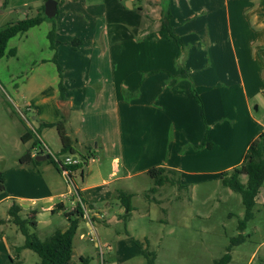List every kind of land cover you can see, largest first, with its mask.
<instances>
[{"label":"crops","instance_id":"obj_1","mask_svg":"<svg viewBox=\"0 0 264 264\" xmlns=\"http://www.w3.org/2000/svg\"><path fill=\"white\" fill-rule=\"evenodd\" d=\"M56 1L57 40L62 34L59 18L67 19L81 1ZM34 2L37 14L44 4ZM80 6L99 10L89 12V17L73 13L87 24L79 36L81 43L76 48L68 45L78 33L68 28L63 33L66 45L57 43L52 50L62 69L61 79L53 55L40 60L41 65L53 67L50 79L41 74L44 88L37 94L42 95L44 107L32 102L27 108L35 110L32 119L39 129L55 128L42 124L63 119L76 155L89 157L85 165L93 162L88 175L80 173L81 184L74 182L93 209V222H127L133 210L126 215L117 201V211L109 212L108 197L117 190L133 197V188L120 182L148 176L150 167L172 169L187 187L188 179L218 178L241 163L250 140L264 131V121L251 105V99L257 101L264 116V0H101ZM163 13L170 14L181 49L167 33H159ZM182 67L188 78L179 76ZM44 133L38 135L39 142L49 149ZM140 139H145V146ZM201 143L204 146L196 148ZM43 161L30 164L37 175L31 177L34 181L20 183L21 189L37 194H15L17 201L12 203L21 207L20 213L29 208L25 215L33 216L36 225L35 205L41 203V211L65 216L66 223L54 228L64 230L66 213L74 210L76 202L56 167L42 165ZM107 161L110 167L103 173L101 165ZM119 168L123 176H118ZM98 198L105 201L102 209L92 203ZM23 201L28 203L21 205ZM52 222L47 218L46 224Z\"/></svg>","mask_w":264,"mask_h":264},{"label":"rangeland","instance_id":"obj_2","mask_svg":"<svg viewBox=\"0 0 264 264\" xmlns=\"http://www.w3.org/2000/svg\"><path fill=\"white\" fill-rule=\"evenodd\" d=\"M45 1L39 0L41 4ZM79 1L81 4H78V9H71L72 14H69L67 19L59 18L62 34L57 35L55 46L57 43L66 45V36L63 33L68 28H74L78 32L72 39H79L87 24L83 16L73 13H87L89 17V12L93 14L98 12L99 8H89L87 11L80 5L87 7L101 0ZM33 4L34 0H8L4 5L3 0H0V27L7 22L35 16L38 9L34 11ZM54 21L57 23V17H54ZM48 23L49 21L45 20L28 32L18 33L10 38L7 50L15 48V54H5L0 58V172H3L5 177L4 189L0 190V264H11L10 257L14 258V262L20 261L21 264L40 263L39 256L32 250L17 249L23 245L24 236L16 225L8 220L7 210L13 200L17 201L14 199L15 194L24 197L37 194L33 189L20 188L22 180L26 181L37 175L32 165L20 164L19 159L28 150L34 153L37 145L42 144L32 147V141L23 142L20 136L25 128H30L38 141L41 130L45 131L44 140L54 155H59L61 149L56 129H39L36 120L32 119L35 110L32 108L29 111L27 108L32 106V102L44 107L41 102L42 95L37 92L44 88L40 87L41 74L45 73L50 79L53 68L51 64H40L42 58L54 55L47 47L45 30ZM72 39H69V42ZM55 59L57 61V53ZM28 80L30 82L25 87ZM33 86L39 87V90L32 88ZM251 105L254 113L264 121L263 110L257 109V101L251 99ZM144 130L145 128H142L143 132ZM140 142L142 147L145 146V139H140ZM34 155L36 153L33 157ZM48 164H52L49 159L42 162V165ZM89 165H93V162L72 173L77 186L81 184V170L84 175H88ZM101 166V172L106 173L110 163L107 161ZM124 174L119 168L118 176ZM178 180L180 183V179ZM188 180L191 183L187 187L164 184L155 192L150 191L153 180L147 175L121 181L120 186H129L136 192L131 199V217L125 223L94 221L93 228L87 221L81 220L73 238L70 264H145L140 248L133 238L156 253L155 264H214V260L221 258L226 252V247L233 237L237 239L232 245L231 259L227 264H264V183L252 208V218L240 229L238 225L244 216V206L238 192L223 186L214 175ZM242 180L245 181L244 176ZM63 185L66 187V183ZM99 197L102 198V195ZM74 198L76 201V195ZM108 198L107 201L112 202V205L107 206L108 211L116 212L118 200L113 194ZM27 203L23 201L20 204ZM92 203L99 209L106 205L104 199L99 198ZM35 206L39 224L30 228V231L38 238H45L54 228L66 223L64 215H51L50 212L41 211L39 202ZM28 210L29 208H26L25 211ZM25 211L21 212L22 216H26ZM47 218L53 221V225L46 224Z\"/></svg>","mask_w":264,"mask_h":264},{"label":"trees","instance_id":"obj_3","mask_svg":"<svg viewBox=\"0 0 264 264\" xmlns=\"http://www.w3.org/2000/svg\"><path fill=\"white\" fill-rule=\"evenodd\" d=\"M8 0H3V4L6 5ZM44 5L40 7L39 12L32 17H26L23 19L7 22L4 26L0 27V58L7 55H14L15 48H10L6 50L7 43L10 38L15 36L18 33H24L30 28L39 25L41 22L48 20L52 22L51 29L47 32L48 47L51 50H55L56 43V24L54 17L49 19L43 13ZM170 14L163 13L162 15V24L159 30L160 34L167 33V35L174 39L178 47L182 48V42L180 38L173 32L170 22ZM81 41L79 39L71 40L68 44L72 48H76ZM56 53H54L52 60L57 65L58 73L61 79V66L57 64ZM180 77L188 78L184 68H181ZM60 89L63 90L61 80L59 82ZM191 92L198 102L201 105L200 98L196 91L191 88ZM47 127H55L57 134L61 142V149L59 151L58 157H63L64 155L71 154L74 155L77 152L72 148V140L67 135L63 119L54 123L42 124ZM23 142L32 141V147L40 142L34 136L30 128H25V131L20 136ZM205 143L197 145L196 148L204 146ZM207 146H210V143H206ZM41 154V153H38ZM35 156V155H34ZM81 156V155H79ZM81 161L74 165L71 168L74 171H77L85 165L89 157H80ZM49 161L56 167L58 172V163L53 160L50 156ZM20 164H36L37 160L31 155L30 150L26 151L21 158L19 159ZM83 171L81 170L80 173ZM148 176L153 180V186L150 188L151 192L158 190L160 186L164 184L176 185L179 187L181 185L178 179H175V173L172 169H167L162 166H153L147 170ZM173 176V177H172ZM245 177V181L242 180V177ZM219 180L221 184L225 187L230 188L231 190L238 192L241 196V201L244 206V216L239 221V228L243 229L245 223L250 220L253 216L252 208L255 203V199L260 192V189L264 183V131L259 132L247 145L246 151L244 153L243 159L238 166L233 167L228 171H223L219 174ZM5 177L3 172H0V190L4 189ZM78 195L80 193L77 191ZM81 197V196H80ZM132 194L124 190H117L114 194L116 198L125 208L126 215L132 210L131 205ZM81 200L84 201L81 197ZM85 202V201H84ZM87 203V202H86ZM88 204V203H87ZM89 205V204H88ZM90 206V205H89ZM21 207L18 204L12 203L7 212L10 217V220L13 224L16 225L20 233L24 236V243L20 248H28L35 252L39 258V264H70L72 251H73V237L78 228L79 222L82 219V211L78 203L76 204L72 212L66 213L68 226L66 229H55L51 234L46 236L43 239L38 238L34 232L30 231V228L36 227V221L33 216H22ZM236 237L231 239V243L226 247V252L222 255L221 258L214 260V264H227L230 259V250L232 245L236 241ZM134 242L138 244L140 248V254L145 259V264H155L156 253L152 250H149L147 247L142 246L140 241L134 239ZM11 264H21L20 261L14 262L13 258H10Z\"/></svg>","mask_w":264,"mask_h":264},{"label":"built area","instance_id":"obj_4","mask_svg":"<svg viewBox=\"0 0 264 264\" xmlns=\"http://www.w3.org/2000/svg\"><path fill=\"white\" fill-rule=\"evenodd\" d=\"M34 153H44L51 156L55 162L58 163V168L60 170V175L64 178L65 183L68 187V190L72 195H76V201L74 198V201L76 204L80 206V209L82 211V220H85L90 224V226L93 228V220H92V208L84 201L81 200V197L77 193V188L75 186L74 180H73V175L75 171L71 168L74 165L78 164L81 159L79 155H71L67 154L64 155L63 157H58L54 155L43 143L37 145V148L35 149Z\"/></svg>","mask_w":264,"mask_h":264},{"label":"water","instance_id":"obj_5","mask_svg":"<svg viewBox=\"0 0 264 264\" xmlns=\"http://www.w3.org/2000/svg\"><path fill=\"white\" fill-rule=\"evenodd\" d=\"M126 6H128L127 3H125ZM57 1L56 0H46L45 3H44V9H43V13L44 15L51 19L53 17L56 16V13H57ZM130 6V5H129ZM34 159L37 160V161H41V160H46V159H49V155L47 154H38V155H35L34 156Z\"/></svg>","mask_w":264,"mask_h":264},{"label":"bare ground","instance_id":"obj_6","mask_svg":"<svg viewBox=\"0 0 264 264\" xmlns=\"http://www.w3.org/2000/svg\"><path fill=\"white\" fill-rule=\"evenodd\" d=\"M34 154V153H33Z\"/></svg>","mask_w":264,"mask_h":264}]
</instances>
